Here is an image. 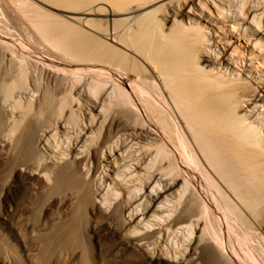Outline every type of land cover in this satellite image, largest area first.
<instances>
[{"label":"bare ground","instance_id":"1","mask_svg":"<svg viewBox=\"0 0 264 264\" xmlns=\"http://www.w3.org/2000/svg\"><path fill=\"white\" fill-rule=\"evenodd\" d=\"M0 147V264H264V0H0Z\"/></svg>","mask_w":264,"mask_h":264},{"label":"rangeland","instance_id":"2","mask_svg":"<svg viewBox=\"0 0 264 264\" xmlns=\"http://www.w3.org/2000/svg\"><path fill=\"white\" fill-rule=\"evenodd\" d=\"M1 154L2 153H1V147H0V155ZM2 164H3V159H2V156H0V167H2ZM0 170H1V168H0ZM1 174L2 173L0 171V177H1L0 182L2 183L3 182V179H2L3 174L2 175ZM31 179H32V183H34L36 185L42 184V179L39 177L33 176ZM1 183H0V188H1ZM50 208L48 210H46L47 217L49 218L47 220L50 223H52V222L54 223V222H57L59 220L65 219V217L67 216V214L69 212L67 210V208L64 207V205H54ZM66 210H67V212H66ZM38 213L39 212H29L27 215L30 219H32L34 217L33 219L37 220V221H38V219L41 221L42 219L45 218L44 215H46V213L45 214L44 213L38 214ZM84 215L85 216L83 217V220H82L83 228H84V238L87 241L89 249H90L91 260L94 261L97 257L100 258V256H105L106 253L107 254H109V253L115 254L116 250L115 251L113 250L114 246L110 245L111 243H109L108 239L105 238V236L103 235L104 232H100V226L98 224V221H100L101 218L99 217L97 212L89 209L84 213ZM7 219H10V220H8V222H9L8 225L12 230L21 229V228H22L21 230H24L26 228L24 225L21 224V222H19V223L16 222V221H18L16 219H11L10 217H8ZM0 231H3V235L5 236V238L8 241H10V242L14 241L15 238H14V236H12V232L10 230L5 229V225L2 224L1 220H0ZM12 243H14V242H12ZM63 262H72V260L67 258L66 260L63 259ZM72 263H74V262H72ZM86 263H88V261L86 259L85 260H83V259L79 260V264H86ZM169 264H172V263H169Z\"/></svg>","mask_w":264,"mask_h":264}]
</instances>
